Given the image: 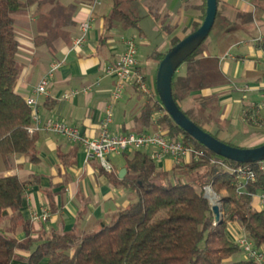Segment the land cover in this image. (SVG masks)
Segmentation results:
<instances>
[{
	"label": "trees",
	"instance_id": "trees-1",
	"mask_svg": "<svg viewBox=\"0 0 264 264\" xmlns=\"http://www.w3.org/2000/svg\"><path fill=\"white\" fill-rule=\"evenodd\" d=\"M49 1L52 5L57 0ZM135 1L142 2L148 14L161 22L164 0H113L108 29L140 27V16L133 8ZM44 3L45 0H0V264H257L247 258L231 261L242 249L229 238L227 225L240 223L255 247L264 249V210L259 211L253 205L254 196L264 193V171L256 163L242 165L225 160L235 171L249 166L255 172V180L244 181L240 194L238 174L213 165L211 160L218 156L207 149V158L176 166L170 172L160 171L148 154L135 151L126 158L127 174L123 179L110 173V180L130 191L131 199L134 197L131 206L119 211L111 223H101V228L91 234L74 228L70 232L53 229L41 232L37 238L32 236L33 226L23 214L31 182L8 173L13 169L16 155H29L32 162L39 160L36 135L28 132L32 111L16 90L24 67L19 57L17 20L34 5H38L35 14L40 21L47 19L49 14L40 11ZM260 7L257 5L256 9ZM220 15L218 10L217 20ZM205 16L206 13L192 32L201 27ZM256 18V13L238 12L232 26H250ZM66 22L73 25L70 18ZM45 25L48 26L42 23L41 28L45 29ZM161 25L172 32L168 25ZM46 30V36L38 33L34 38L36 47L47 45L54 51L57 38L69 43V36L60 37L53 27L48 26ZM208 38L178 69L172 83L173 97L181 110L204 130V125L217 113L219 97H205L202 92L227 84L220 69V58L210 51ZM180 41L174 38L171 48ZM258 46L264 51V34ZM166 53L153 55L158 65ZM160 108L163 110L160 102L145 107L136 118L137 126H151L152 117ZM158 122L171 140L203 147L176 126L165 111ZM206 187H212L218 195L226 192L221 197L222 223H217L210 201L205 197ZM6 224L13 232L21 227L26 239L21 241L9 234Z\"/></svg>",
	"mask_w": 264,
	"mask_h": 264
},
{
	"label": "crops",
	"instance_id": "crops-1",
	"mask_svg": "<svg viewBox=\"0 0 264 264\" xmlns=\"http://www.w3.org/2000/svg\"><path fill=\"white\" fill-rule=\"evenodd\" d=\"M91 3L92 0H72L67 5L73 11L70 18L73 25L66 22L70 30L67 29L69 32L67 31L65 35L69 36L70 40L69 43L67 41L56 43L54 51L47 45L36 47L33 43L38 33L47 35L46 29L48 26L54 27V19L53 22L47 23L48 26L45 25V29H42V21L38 18V14H35L38 9L34 8L28 11L27 16L18 18L17 31L23 37L20 41L19 57L24 67L16 87L17 92L25 100L29 97H37L36 88L50 70L51 65L56 61H64L50 80L49 94L38 97V114L43 123L47 120L64 122L78 128L82 136L90 139L97 137L100 133V123L106 117L115 86V78L107 76L105 70L124 53L125 40L136 41L139 67L145 65L154 82L159 65L153 55L169 51L162 52L156 48L146 56L140 52V49L147 52L153 49V43L148 38V31H160L157 39L162 31H166L161 22L151 17L146 9L139 15L138 29L122 27L108 29L113 0H104L92 15ZM257 5L264 6V2L218 0V10L221 15L216 22H219V26L216 30V39L208 46L212 54L220 58V69L227 79V84L202 92L205 97L210 95L219 97L217 116L228 112V118L234 126L240 122L232 117L238 116L242 120L245 139L240 143L242 145L240 147H244L249 141V138H246L247 129H245L248 125L264 126V109H260L261 90L264 86V51L258 46L264 34V9L261 7L256 9ZM206 11L207 0H164L160 10L161 17L172 21L171 25L168 24L172 32L166 31L168 43L172 45L174 38L182 40L192 33L194 25L202 22ZM238 12H253L256 13L257 18L250 26H232ZM90 15L92 28L87 42L82 48L70 51L73 40L80 34V23ZM26 17L29 19L28 23L23 21ZM146 24L149 27L147 30L144 28ZM242 33L246 34L244 40H241ZM136 37L139 39L138 42ZM144 74L147 78V74L145 72ZM96 83L99 85L96 86ZM91 85H95L91 91L84 92V89ZM73 92L77 93L69 99L64 98L65 94ZM159 102V100L156 101L155 96L148 98L142 95L135 84L129 82L122 98L114 107L112 123L109 126L110 132L114 135H127L157 131L156 123L159 125L161 112V114L154 113L149 127H138L136 118L149 104H159ZM218 132L219 129H216L213 133L216 135ZM239 132L235 130L231 135L221 132L220 140L229 143ZM35 135L39 160L32 162L29 155H16L12 161L13 169L8 173L31 182L26 191L23 214L33 226L34 238L43 231L49 232L55 229L70 232L77 228L81 232H86L90 223L99 225L107 223L108 218L112 219L117 209L125 206L131 197L130 191L110 180V173L120 178L121 171L126 169V158L131 157L135 151H142L153 160L154 149L152 148L131 150L122 155L109 156L112 171L107 172L99 160H86L85 150L80 144L45 131ZM120 157H124V161L119 160ZM156 165L160 171L165 172H170L178 166L169 157ZM253 205L259 211L264 210V206L260 204L257 197L254 198ZM45 208L49 210L50 217L46 221L33 222L31 214L41 212ZM233 227L229 228L230 232L235 230ZM5 229L21 241L26 239V234L21 227L13 232L6 224ZM14 264L25 263L14 262Z\"/></svg>",
	"mask_w": 264,
	"mask_h": 264
},
{
	"label": "built area",
	"instance_id": "built-area-1",
	"mask_svg": "<svg viewBox=\"0 0 264 264\" xmlns=\"http://www.w3.org/2000/svg\"><path fill=\"white\" fill-rule=\"evenodd\" d=\"M103 1L104 0H92L90 6L91 15L97 7H100L103 4ZM91 15L80 23V34L73 40L70 51H76L82 48L87 42L92 28ZM124 45V53L116 62L107 66L105 70L107 76L115 78V86L106 117L100 123V133L97 137L92 139L84 137L81 135L78 128L70 126L64 122L47 120L43 123L40 119L38 114V97L49 94L48 86L50 80L53 78L55 72L62 66L64 61L54 62L51 65L50 70L42 78L36 88L35 92L37 97H29L26 99V104L32 111V125L28 128V132L31 135H35L40 131L54 133L65 137L69 141L80 144L85 150L86 160H99L102 167L107 172L112 171V166L108 160L109 156L122 155L128 151L140 150L143 148L154 149L153 160L156 163L161 162L166 157H169L175 161L176 165L181 166L191 163L192 161L207 158L206 148H197L191 145H186L181 140H171L166 136L158 123H156L158 129L153 133L114 135L110 132L109 126L112 123V113L114 107L122 98L126 85L129 82H133L139 92L148 98H153L157 94L156 89L148 84L145 74L139 67V53L136 41L133 39H126ZM226 57H229V55H226ZM95 85L98 86L99 83H96ZM95 85L87 87L84 89V92H90ZM261 91L262 100L260 109H264V86ZM74 93L77 92L65 94L64 98L69 99L72 95H74ZM211 163L238 174L237 191L240 194H242L244 190V181L248 182L255 180V172L249 166L235 171L226 164L224 158L219 156L213 158ZM256 164L259 170L264 171V161ZM211 190H213L212 187L205 188L206 197L207 193H210ZM256 197L258 198L260 204L264 206V193L254 196V198ZM49 217L50 212L46 208L42 209L41 212H33L31 214V220L33 222L40 220L46 221ZM241 230L242 231L239 234L236 243L241 247L243 254H245L247 259L257 264H264V249L256 248L254 243L247 237L245 231L243 229Z\"/></svg>",
	"mask_w": 264,
	"mask_h": 264
},
{
	"label": "water",
	"instance_id": "water-1",
	"mask_svg": "<svg viewBox=\"0 0 264 264\" xmlns=\"http://www.w3.org/2000/svg\"><path fill=\"white\" fill-rule=\"evenodd\" d=\"M217 13L218 0H207L206 16L201 27L172 47L160 62L156 76V91L159 101L165 113L176 126L215 155L242 165L263 162L264 144L255 148H242L221 141L195 124L181 110L173 97L172 83L176 72L209 37L216 23ZM126 174L127 170L123 169L120 178L123 179ZM212 211L217 223H222V212L219 206L214 205Z\"/></svg>",
	"mask_w": 264,
	"mask_h": 264
},
{
	"label": "rangeland",
	"instance_id": "rangeland-1",
	"mask_svg": "<svg viewBox=\"0 0 264 264\" xmlns=\"http://www.w3.org/2000/svg\"><path fill=\"white\" fill-rule=\"evenodd\" d=\"M45 1H46V3H44V5L41 7L40 11L45 12V14L46 13L49 14L47 16V19L50 22H51L52 19H54L56 21V25L53 27V31L54 32L56 31V33H58L60 35V37L65 36L66 32L68 31L67 29L70 30V27H67L68 25H66V21H68V19L71 18L72 14H73V11L69 7H67V5L70 4L72 0H57L52 5L51 4L49 5V3H47V2H50L49 0H45ZM260 6H261L262 9H264V6H262V5H260ZM32 8L38 9V5H34V7H32ZM133 8L136 9V11H137V13L139 15L143 14L145 12V8H144L142 2L135 1L133 3ZM27 15L28 14H26L24 16H27ZM15 18H16V15H15ZM44 19L42 20V23L47 24V22H49V21L47 19H45V20ZM23 21L28 23L29 22L28 17H26V19H23ZM160 21H161V24L163 23L164 25H168V24L171 25V23H172V21H169L167 19L165 20L164 17L163 18L161 17ZM147 26H148L147 24L144 26L145 30H147L149 28ZM218 26H219V22H216L215 29L210 34V36H209V38L207 40V44L213 43L214 40L216 39L215 35H216V30H217ZM130 29H132V28H130ZM251 29H253V28H251ZM255 30L258 31V29H256V28H255ZM159 33H160V31H156V30H155V32L154 31L153 32L152 31H148V38L153 43V49H151V51H149V52H147L144 49H140L141 50L140 52H142V54H144L146 56L148 53H152L153 50L156 49V48H159L160 50H162V52H166V51L170 50L171 45H170V43H168L167 32L166 31H162L161 32L162 34L160 36L162 38L159 37L157 39V35ZM244 35H246V34H244V33L241 34V40H244V38H245ZM18 37H19L20 41L23 40V37H22V35H20L19 32H18ZM136 38H137V42H138L139 39H138V37H136ZM62 41L63 40L61 38L59 40L57 38V40L54 43V45L56 43H59V42H62ZM144 59H146V57H144ZM142 61L144 62L145 60H142ZM141 68L143 69L142 71H144L147 74L148 84L152 85L154 88H156V81L154 82V80L150 76V73L148 72V69L146 68V66L142 65ZM156 76H157V74H155V77ZM155 97H156V101H158L159 100V96H155ZM187 107L188 106L186 105L185 108H187ZM164 111H165L164 109L162 110L160 108V111H156V113L161 114ZM232 119H238V121L240 123H237L234 126L233 123L228 118V112L220 114L219 116H217V113H216L214 115V117L204 125V128L207 131L212 132V134H214L213 132L216 129H219V132L216 134V136L219 139H222L221 132H225V133L227 132V133H229V135H231L232 133H234L235 130H239L240 131L239 134L236 135L234 140L229 141V143L233 144V146H235V147H240V146H242V145H240V143L242 142V140L245 139L244 126H242L243 122H242V120H240V118L238 116L237 117L234 116V117H232ZM245 129H247V135L246 134L245 135H246V138H249V141H247V145H245L242 148H255V147H258V146H261V145L264 144V126L257 127V126H253V125H250V126L248 125ZM164 133H165V131H164ZM118 159L121 160V161H124L125 158L124 157H120ZM225 195H226L225 191H222L220 195L216 194L214 192V190H211L210 193H207V197H208V199L210 201L211 206L213 207L214 205H216V206H219V208L221 209L222 219H223V210H222V204H221L220 201H221V197H224ZM213 197L215 198V201H213ZM133 199H134V197H132V199L129 198V201L126 202L125 206H122V207L117 209V213L119 211H121V210H125V209L129 208L131 206V204L134 202ZM106 222L107 223H111V218H108V220ZM227 226H228L229 238L232 241L237 242V238L239 237V234L242 231L241 230L242 227H241L240 223L236 222V223L228 224ZM231 226H234L233 228H235V230L233 229L232 232L229 231V228ZM4 227H6V225ZM100 228H101V226L99 224L90 223V224H88V228L86 230V233L87 234H91V233L97 232ZM245 258H246L245 254H243V252H241V253L235 255L234 257H232L231 261H241V260H244ZM43 264H47V263H43Z\"/></svg>",
	"mask_w": 264,
	"mask_h": 264
},
{
	"label": "bare ground",
	"instance_id": "bare-ground-1",
	"mask_svg": "<svg viewBox=\"0 0 264 264\" xmlns=\"http://www.w3.org/2000/svg\"><path fill=\"white\" fill-rule=\"evenodd\" d=\"M212 198V197H211ZM213 201H215V198L213 197ZM217 201V200H216Z\"/></svg>",
	"mask_w": 264,
	"mask_h": 264
}]
</instances>
